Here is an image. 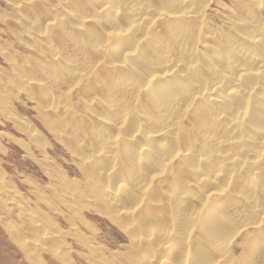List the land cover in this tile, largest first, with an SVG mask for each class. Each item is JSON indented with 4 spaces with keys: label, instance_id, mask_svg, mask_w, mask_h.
I'll return each instance as SVG.
<instances>
[{
    "label": "bare ground",
    "instance_id": "6f19581e",
    "mask_svg": "<svg viewBox=\"0 0 264 264\" xmlns=\"http://www.w3.org/2000/svg\"><path fill=\"white\" fill-rule=\"evenodd\" d=\"M214 1L59 0L61 11L12 2L19 14L38 3L17 20L51 59L15 77L38 87L54 133L68 128L88 203L126 231L130 264H233L237 234L264 226V0H231L219 24ZM57 181L72 206L70 183ZM44 234L41 243L55 240ZM250 247L239 264L264 260V233Z\"/></svg>",
    "mask_w": 264,
    "mask_h": 264
},
{
    "label": "rangeland",
    "instance_id": "374dc122",
    "mask_svg": "<svg viewBox=\"0 0 264 264\" xmlns=\"http://www.w3.org/2000/svg\"><path fill=\"white\" fill-rule=\"evenodd\" d=\"M20 1L24 2L0 0V83L4 84L2 96L8 102L6 116L0 114V178L5 183V190L0 189V264H130L133 244L126 231L101 213L98 205L88 203L91 187L77 162L76 152L73 154L74 143L68 139V128L65 133L60 132L61 136L54 133L46 125V120L55 121L51 112L42 115L38 110V87L30 83L27 89H22L24 85L15 77V67L32 70L51 64L45 47H29L32 41L23 34L24 26L17 19L20 14L24 18L27 7V12L36 8L31 7L34 2L30 7L24 3L26 8L22 7L24 11L19 14L12 2ZM44 2L53 11L62 9L59 0ZM230 2L211 3L215 23H220L221 8L229 7ZM35 7H39L38 3ZM97 91L91 94L98 99ZM79 98L74 95L73 103L77 112L82 113L77 105ZM9 115L29 122L39 144L20 131L11 117V121L8 119ZM59 177L70 183L69 190L75 196L72 206L58 198L60 190L54 187L58 188ZM6 199H10L7 204ZM12 202L18 203L19 210L13 208ZM34 224L41 229L34 228ZM43 232L55 240L47 245L41 243ZM263 233L264 226L242 228L231 244L233 264H239L247 256L251 241L261 240ZM259 264H264V260Z\"/></svg>",
    "mask_w": 264,
    "mask_h": 264
}]
</instances>
